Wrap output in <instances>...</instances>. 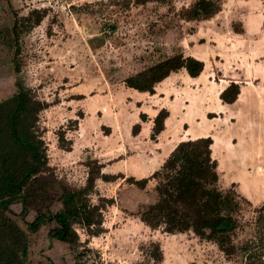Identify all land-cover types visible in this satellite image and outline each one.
I'll return each instance as SVG.
<instances>
[{
  "label": "rangeland",
  "instance_id": "374dc122",
  "mask_svg": "<svg viewBox=\"0 0 264 264\" xmlns=\"http://www.w3.org/2000/svg\"><path fill=\"white\" fill-rule=\"evenodd\" d=\"M195 1L0 0V101L19 83L46 104L38 126L49 179L43 188L34 185L27 211L20 200L7 211L28 235L27 264H264V256L263 263L249 261L239 249L227 256L190 231L150 228L137 213L156 201L155 180L141 189L126 179L148 177L180 141L211 136L219 188L249 201L234 241L241 246L258 238L264 220V0H222L213 16L193 20L188 9ZM32 11L41 14L40 23L13 33L15 18L24 23ZM179 53L203 61L202 73L171 72L153 94L126 85L127 77ZM232 81L240 92L224 103L220 93ZM162 108L169 113L165 131L152 138ZM60 130L69 150L59 144ZM93 165L109 177L96 178L87 195L100 207L101 230L89 233L75 223L73 244L52 236L54 221L30 231L36 215L62 208L64 185L86 184ZM156 244L158 261L151 256Z\"/></svg>",
  "mask_w": 264,
  "mask_h": 264
},
{
  "label": "trees",
  "instance_id": "16d2710c",
  "mask_svg": "<svg viewBox=\"0 0 264 264\" xmlns=\"http://www.w3.org/2000/svg\"><path fill=\"white\" fill-rule=\"evenodd\" d=\"M222 0H196L188 9L193 20L208 19L220 10ZM36 14L37 16H35ZM34 19H33V18ZM15 18L13 33L20 26L33 27L41 21V14L32 11L25 17ZM16 42V38H13ZM19 49H16L18 54ZM203 61L193 56L175 54L145 68L125 79L128 87L153 94L154 85L171 72L184 69L190 77L202 73ZM15 70H19L18 64ZM240 92L238 83L230 82L220 93L224 103H233ZM46 107L44 101L36 98L30 89L17 84L12 96L0 101V264H27L28 235L7 214L10 205L21 201L27 211L28 200L34 185L41 188L49 179V165L45 143L39 134V113ZM169 115L162 108L153 119L152 138L164 129V120ZM145 117V115H144ZM143 119V115H141ZM134 127H139L135 124ZM211 136L180 141L169 153L159 169L148 177L127 181L145 188L147 182L155 180L157 199L137 213L140 220L152 229L174 234L193 232L200 238L214 242L227 256L239 249L247 260L258 259L263 263L264 220L258 221L257 240L237 246L234 234L242 224L243 203L249 201L232 188L223 190L218 186L217 160L212 157ZM59 144L69 150L71 141H64V131H59ZM96 178H109L97 166L90 167L86 184L81 188H62V208L50 214L41 213L28 225L36 231L46 221H54L52 230L56 239L73 244L77 233L73 224L86 227L89 233L101 230L102 215L99 205H91L87 198L95 186ZM94 226V228H91ZM154 260H160L159 245L151 252Z\"/></svg>",
  "mask_w": 264,
  "mask_h": 264
},
{
  "label": "crops",
  "instance_id": "0c3cea01",
  "mask_svg": "<svg viewBox=\"0 0 264 264\" xmlns=\"http://www.w3.org/2000/svg\"><path fill=\"white\" fill-rule=\"evenodd\" d=\"M156 113H157V111H156ZM156 113H155V115H156ZM165 123H164V129L159 133V134H161L163 131H165V126H166V118H165V121H164Z\"/></svg>",
  "mask_w": 264,
  "mask_h": 264
}]
</instances>
